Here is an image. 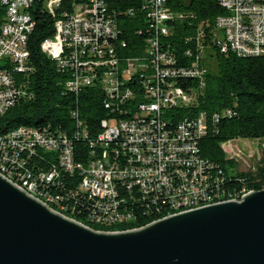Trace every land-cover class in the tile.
I'll return each instance as SVG.
<instances>
[{"label":"built area","instance_id":"obj_1","mask_svg":"<svg viewBox=\"0 0 264 264\" xmlns=\"http://www.w3.org/2000/svg\"><path fill=\"white\" fill-rule=\"evenodd\" d=\"M63 1L72 3V11L60 13L54 36L41 43V51L56 64L57 72L68 73V92L78 94L99 85L107 97L105 108L121 117L100 122L95 140L98 158L86 165L74 161L72 139L64 132L52 133L45 126H20L7 132L0 136V177L86 228L91 229L66 212L79 207L88 224L123 228L91 229L101 233L137 231L203 207L240 203L252 193L231 189L226 174L232 169L224 171L201 156L199 142L207 128L204 113L176 123L167 115L195 104L214 66L215 52L264 55V0H216L225 14L213 21L211 44L198 42L194 53L186 51L185 56L193 57L188 67L161 44L175 21L167 0L139 2L147 24L136 32L147 37L135 57L124 53L126 45L114 19L116 12L127 15L132 9L114 10L106 0H46L44 7L53 14ZM33 3L0 0L5 11L0 29V116L29 95L15 75L31 70L26 45L33 29L29 12ZM204 35L198 29L197 38L204 40ZM182 79L196 81V88L189 92L179 88L177 80ZM72 115L77 129L82 127L77 114ZM221 115L231 116L232 111L214 113L211 121ZM84 135L76 131L74 138ZM43 155L55 159L58 168L40 167L37 162L46 158ZM230 159L242 160L246 167L241 169L249 168L239 155ZM60 172L75 175V181L65 182Z\"/></svg>","mask_w":264,"mask_h":264},{"label":"trees","instance_id":"obj_2","mask_svg":"<svg viewBox=\"0 0 264 264\" xmlns=\"http://www.w3.org/2000/svg\"><path fill=\"white\" fill-rule=\"evenodd\" d=\"M46 0H34L29 12L33 29L28 37V62L31 70L23 75H15V81L27 92L28 97L20 98L6 113L0 116V136L20 126L48 127L52 133L61 131L72 139L73 157L76 163L88 164L98 158L99 147L95 140L101 132L100 122L119 113L112 114L105 108L106 95L99 85L83 88L78 94L67 91L65 84L69 79L67 72H57L56 64L42 53L40 45L55 33V22L62 11L71 12L72 3L63 1L54 13L48 12ZM141 0H106L109 8L119 10L132 9V14L116 12L114 19L118 24L120 38L125 42L124 53L135 57L143 51L146 34H137L147 22L139 11ZM175 21L172 32L163 37L161 44L179 61L188 67L193 57L185 56L186 51L195 52L196 44H211L214 37L213 21L225 14L216 0H167ZM123 7V8H122ZM5 11L0 4V29L4 22ZM198 29L203 30L204 40L197 38ZM214 66L205 77V86L194 105L175 108L168 112L172 123L184 118H193L204 113L207 120L206 134L201 138L199 147L201 156L218 165L226 174L228 185L235 191L258 192L264 190V55L237 57L234 54L215 52ZM177 86L189 92L196 88L192 79L177 80ZM30 96V97H29ZM230 109L231 116L221 115L211 121L214 113ZM83 123L77 129L76 119ZM76 131H84L83 137L74 138ZM232 140H258L261 142L259 159L253 167L241 169L238 163L226 158L220 145ZM93 144L94 146H90ZM92 153H95L92 155ZM44 156V155H43ZM37 164L45 170L58 168L55 159L45 155ZM65 182L75 181L70 175H64ZM59 194H61L59 192ZM64 197V203L66 197ZM66 213L75 220L96 231L123 229L120 227H101L88 224L85 213L79 207ZM140 219L139 215L137 216Z\"/></svg>","mask_w":264,"mask_h":264},{"label":"water","instance_id":"obj_3","mask_svg":"<svg viewBox=\"0 0 264 264\" xmlns=\"http://www.w3.org/2000/svg\"><path fill=\"white\" fill-rule=\"evenodd\" d=\"M0 264H264V190L137 231L101 233L0 177Z\"/></svg>","mask_w":264,"mask_h":264},{"label":"rangeland","instance_id":"obj_4","mask_svg":"<svg viewBox=\"0 0 264 264\" xmlns=\"http://www.w3.org/2000/svg\"><path fill=\"white\" fill-rule=\"evenodd\" d=\"M220 147L226 158L239 155L251 168L259 159L262 144L258 140H232L221 144ZM238 165L242 168L246 167L242 160H239Z\"/></svg>","mask_w":264,"mask_h":264}]
</instances>
